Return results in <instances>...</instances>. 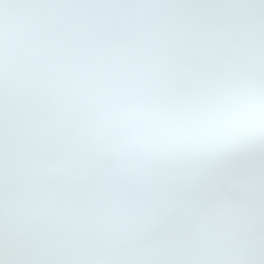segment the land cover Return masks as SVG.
I'll use <instances>...</instances> for the list:
<instances>
[{
    "label": "snow or ice",
    "instance_id": "obj_1",
    "mask_svg": "<svg viewBox=\"0 0 264 264\" xmlns=\"http://www.w3.org/2000/svg\"><path fill=\"white\" fill-rule=\"evenodd\" d=\"M0 264H264V0H0Z\"/></svg>",
    "mask_w": 264,
    "mask_h": 264
}]
</instances>
